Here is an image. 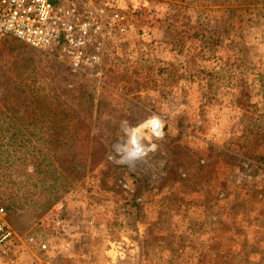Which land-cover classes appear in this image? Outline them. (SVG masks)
I'll use <instances>...</instances> for the list:
<instances>
[{"label": "rangeland", "instance_id": "obj_1", "mask_svg": "<svg viewBox=\"0 0 264 264\" xmlns=\"http://www.w3.org/2000/svg\"><path fill=\"white\" fill-rule=\"evenodd\" d=\"M90 1L126 28L94 73L0 39L8 264H264V0Z\"/></svg>", "mask_w": 264, "mask_h": 264}, {"label": "built area", "instance_id": "obj_2", "mask_svg": "<svg viewBox=\"0 0 264 264\" xmlns=\"http://www.w3.org/2000/svg\"><path fill=\"white\" fill-rule=\"evenodd\" d=\"M125 29L124 14L113 1L95 4L90 0H0V39L12 37L42 50L73 73L98 71L106 39L118 37ZM63 210L64 202L58 201L50 221L64 238L59 246L66 251L70 232ZM17 237L0 205V264H8ZM22 239L48 255L43 260L36 259L35 264H59L53 260L56 245L49 237L28 233ZM120 257V252L115 251L109 264H119Z\"/></svg>", "mask_w": 264, "mask_h": 264}, {"label": "bare ground", "instance_id": "obj_3", "mask_svg": "<svg viewBox=\"0 0 264 264\" xmlns=\"http://www.w3.org/2000/svg\"><path fill=\"white\" fill-rule=\"evenodd\" d=\"M136 137H137V135H136V136H134V138H135V139H134V142H136Z\"/></svg>", "mask_w": 264, "mask_h": 264}]
</instances>
